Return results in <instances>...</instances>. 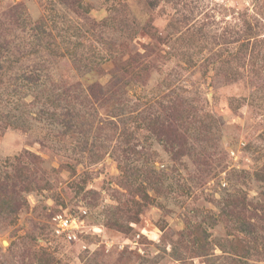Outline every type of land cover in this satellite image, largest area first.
Returning a JSON list of instances; mask_svg holds the SVG:
<instances>
[{
  "label": "rangeland",
  "instance_id": "obj_1",
  "mask_svg": "<svg viewBox=\"0 0 264 264\" xmlns=\"http://www.w3.org/2000/svg\"><path fill=\"white\" fill-rule=\"evenodd\" d=\"M4 179L0 264H264V0H0Z\"/></svg>",
  "mask_w": 264,
  "mask_h": 264
},
{
  "label": "built area",
  "instance_id": "obj_2",
  "mask_svg": "<svg viewBox=\"0 0 264 264\" xmlns=\"http://www.w3.org/2000/svg\"><path fill=\"white\" fill-rule=\"evenodd\" d=\"M52 220L55 235L64 240L73 241L77 238V234L81 232V224L77 216L57 214Z\"/></svg>",
  "mask_w": 264,
  "mask_h": 264
},
{
  "label": "trees",
  "instance_id": "obj_3",
  "mask_svg": "<svg viewBox=\"0 0 264 264\" xmlns=\"http://www.w3.org/2000/svg\"><path fill=\"white\" fill-rule=\"evenodd\" d=\"M15 187L16 185L14 184L8 185L5 179L2 182H0V214L2 213L10 214L15 212L16 208L12 206L11 200L7 199V193H6V191L7 192L12 191Z\"/></svg>",
  "mask_w": 264,
  "mask_h": 264
}]
</instances>
